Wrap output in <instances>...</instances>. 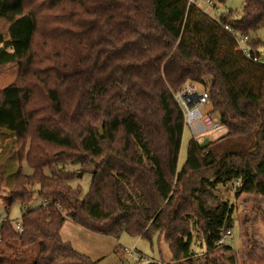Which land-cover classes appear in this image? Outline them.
<instances>
[{
	"label": "trees",
	"instance_id": "16d2710c",
	"mask_svg": "<svg viewBox=\"0 0 264 264\" xmlns=\"http://www.w3.org/2000/svg\"><path fill=\"white\" fill-rule=\"evenodd\" d=\"M243 1L214 19L189 0H0V72L18 67L0 89V135L20 165L3 206H20L22 227L0 226V264H98L62 240L67 220L156 238L165 264L193 261L194 229L206 254L231 251L235 206L217 187L264 198V43L250 39L264 0ZM187 84L204 88L227 135L191 138L179 168L174 95ZM254 247L248 260L264 264Z\"/></svg>",
	"mask_w": 264,
	"mask_h": 264
},
{
	"label": "rangeland",
	"instance_id": "374dc122",
	"mask_svg": "<svg viewBox=\"0 0 264 264\" xmlns=\"http://www.w3.org/2000/svg\"><path fill=\"white\" fill-rule=\"evenodd\" d=\"M197 4L200 8L214 19H218L223 14H226L228 11H241L244 6L243 0H226L225 4L222 5H209L205 0H197ZM239 38V37H238ZM250 39H259L264 43V29L254 33ZM245 46V43L241 45ZM264 54V49H260ZM18 75V67H11L0 72V89L5 88L15 82ZM195 86L198 88L199 93H205L204 88L199 84H187L184 89L186 90L188 86ZM180 92V91H179ZM178 92L175 94L177 95ZM174 95V97H175ZM209 101V100H208ZM200 113L205 117L204 122L207 124V133L205 135L197 136L191 132L188 126L185 127L184 136L182 139L181 150L179 154V168L183 166L186 153L188 148V143L191 138L196 139L201 144H208L209 142H217L219 139L227 135L226 128L221 124L219 117L216 114L211 113V105L208 102L207 105L200 107ZM184 114V113H183ZM185 118V117H184ZM217 120L221 124L222 130L216 134L210 133L212 124ZM101 128V127H100ZM99 128V132H100ZM103 132V128H102ZM2 138V135L0 136ZM0 138V153L5 142ZM5 155L9 156L3 158L0 157V215L3 216V202L4 198L8 197L10 192V187L14 184L17 171L19 168V160L17 155V150L13 143H10L8 148L4 151ZM23 174H31L30 169L26 166L25 163L21 165ZM70 170V169H69ZM72 170V169H71ZM91 178H86L83 184L85 191L91 185ZM236 184L228 183L225 185H220L217 187L218 196L229 203L235 206V214L233 219V224L231 228V236L222 241V244L226 247L231 248V251H220L215 255L206 254V247L204 243V238L198 230L195 229L192 231L193 242L192 248L196 253L193 261L188 264H253L248 260V253L250 244L254 243L255 247L253 249L254 253L257 256L264 255V198L256 201V198L253 195L236 194ZM10 221L18 222L20 221L21 213L20 206L14 204L11 207L10 213L8 215ZM93 233V232H92ZM96 234V233H95ZM97 235V234H96ZM100 236V235H98ZM105 236H100L101 240H104L106 243L108 239H101ZM87 238V237H86ZM98 237H89L91 242H96ZM107 238V237H105ZM110 240V239H109ZM109 242V241H108ZM113 242V241H111ZM118 246L114 247L110 245L107 247L105 258H102L101 264H165L164 260L159 258L157 239L153 240V246L151 247L150 242L140 237H132L129 235H122L121 238L117 241ZM250 244H249V243ZM248 243V244H247ZM115 244V243H114ZM4 247V246H3ZM117 248V249H116ZM124 249L136 250V254L130 256L124 253ZM138 257V262L136 263L135 258ZM170 257V255L168 256ZM186 264V263H185Z\"/></svg>",
	"mask_w": 264,
	"mask_h": 264
},
{
	"label": "built area",
	"instance_id": "2783aa9c",
	"mask_svg": "<svg viewBox=\"0 0 264 264\" xmlns=\"http://www.w3.org/2000/svg\"><path fill=\"white\" fill-rule=\"evenodd\" d=\"M205 2L212 6H214L215 4L214 1L212 0H205ZM189 3L196 4L197 6H199L197 4L198 3L197 0H189ZM247 41H248L247 37L245 38L240 37L238 40L240 48L249 57V51L246 50L244 47L242 48L241 46L243 43L246 44ZM254 61H257V60H254ZM259 62L264 64V60H260ZM175 99L184 113L185 123H186V126H188L189 130L197 136L205 135V133H207L208 128H207V124L204 122L205 117H203V115L200 113V107L208 104L209 101H208L207 93L206 92L199 93L198 88L191 85V86H188L186 90L183 88L180 92H178V94L175 95ZM221 130H222L221 124L219 123V121L215 120L214 123L212 124L210 133L216 134L218 132H221ZM10 210L11 209H6L3 206L2 212H4V215L3 216L0 215V226L3 223H5L7 220H9L8 215L10 213ZM12 226L15 229V231L19 233L22 232L20 221L18 222L12 221ZM229 236H231V231H227L224 234L222 239L225 240ZM123 251L124 253L130 256H133L134 254H136L135 249L133 250L124 249ZM135 260L137 263L139 260L138 257L135 258Z\"/></svg>",
	"mask_w": 264,
	"mask_h": 264
},
{
	"label": "crops",
	"instance_id": "0c3cea01",
	"mask_svg": "<svg viewBox=\"0 0 264 264\" xmlns=\"http://www.w3.org/2000/svg\"><path fill=\"white\" fill-rule=\"evenodd\" d=\"M60 235L62 240L64 242L70 243L72 247L75 249V251H77L78 253L84 256L89 257L92 261L98 264H101L102 258L104 259L106 256L105 255V252L107 251L106 245L107 247H110V245L113 247L115 245L118 246V242H117L118 240L112 237L105 238L106 237L105 236L104 238L101 239H108L107 242L105 243L104 240H101L100 242V238H99L100 236L96 235L94 232L92 233L82 229L81 227L77 226L70 220L65 221V223L61 228ZM89 237H98V238H96L97 239L96 242L93 243L91 242ZM103 264H105V262Z\"/></svg>",
	"mask_w": 264,
	"mask_h": 264
},
{
	"label": "water",
	"instance_id": "95a60500",
	"mask_svg": "<svg viewBox=\"0 0 264 264\" xmlns=\"http://www.w3.org/2000/svg\"><path fill=\"white\" fill-rule=\"evenodd\" d=\"M100 133H101V136H102V127L100 128Z\"/></svg>",
	"mask_w": 264,
	"mask_h": 264
}]
</instances>
